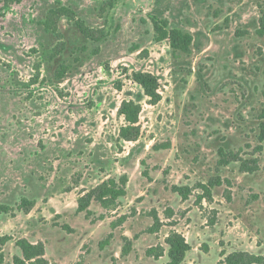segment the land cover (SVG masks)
<instances>
[{
	"label": "rangeland",
	"instance_id": "1",
	"mask_svg": "<svg viewBox=\"0 0 264 264\" xmlns=\"http://www.w3.org/2000/svg\"><path fill=\"white\" fill-rule=\"evenodd\" d=\"M61 7L103 39L51 15ZM261 13L264 0H0V238H11L2 264L21 257L20 239L41 244L48 264H166L171 232L191 248L182 264L264 256ZM151 16L190 33V54L156 43ZM133 72L156 77L158 104ZM124 100L141 106L135 141L119 138ZM244 162L257 170L241 171ZM215 179L221 186L199 199L198 186ZM109 180L125 195L77 213L78 200ZM173 186L190 188L188 198ZM159 247L158 260L146 255Z\"/></svg>",
	"mask_w": 264,
	"mask_h": 264
},
{
	"label": "trees",
	"instance_id": "2",
	"mask_svg": "<svg viewBox=\"0 0 264 264\" xmlns=\"http://www.w3.org/2000/svg\"><path fill=\"white\" fill-rule=\"evenodd\" d=\"M51 15L54 17L67 16L75 22V25L82 36L88 39L91 42L98 43L103 39L102 32H97L87 28L81 21L75 20L73 18V12L66 8H59L51 11ZM151 25L154 35V41L156 43H161L164 41L168 42V45L173 53H182L190 54L191 45L193 42V37L190 33L181 31L179 29L170 28L169 22L166 19H160L155 16H151ZM226 25L228 19L225 20ZM47 27V25H46ZM239 32H237L238 34ZM256 35L260 38L264 37V13H261V16L258 21V28L255 31ZM98 52V48L95 50V53ZM67 71V67L61 66L60 70L57 71L56 77L58 79L62 78ZM131 79L136 83L143 91L145 97L148 98L150 105H156L160 102L161 96L158 93L159 84L155 76L149 73L143 72H133ZM264 96V90L262 92ZM141 112V106L134 101L124 100L121 102L118 113L123 117L125 126L121 127L119 130L120 140L129 142L135 141L139 134V128L137 124L139 122V115ZM264 140V124L261 126V132L259 136V141ZM258 151H261V146H258ZM256 162L253 164L255 165ZM240 170L243 172L253 173L257 170V167H249L246 162L242 163ZM122 184L125 185V179L122 178ZM222 182L219 179H215L210 182L208 185H199V189L202 191V194L205 196L200 197H211V187L221 186ZM171 191L177 194L182 200H186L191 192V189L188 187H177L173 186ZM125 195V190L122 187L117 185L115 180H109L107 183H103L96 189L85 194L78 200L77 213H85L86 217L90 216L88 210L89 205L92 200L99 203L104 208H108L111 205H114L117 199ZM33 206V203L22 199L18 208L20 210L24 209L28 212ZM0 211H7V208L0 206ZM153 226L151 228L152 233H156L159 230L161 225L160 220L157 215L153 217ZM125 218L120 217L116 222L110 224L112 229H115L117 226H120L124 223ZM64 229L69 231V229L64 226ZM112 238V235L109 234L107 238L99 243V248L103 249ZM11 241L10 237H1L0 246L5 245L7 242ZM165 244L167 246L166 256L168 261L166 264H182L187 253L190 251V246L187 244L183 236L177 234L176 232H171L168 237L165 239ZM15 246L20 250L21 257H14L13 264H48L44 260V248L40 245H33L25 239H20L15 241ZM130 248V247H129ZM123 252V255H127L130 252V249ZM206 249V248H205ZM164 254L162 248H149L146 251L148 257H152L154 260H158ZM225 254H222V256ZM2 257H0V264H2ZM112 264H116L112 260ZM224 264H264V256H254L248 255L245 253L234 252L225 256Z\"/></svg>",
	"mask_w": 264,
	"mask_h": 264
}]
</instances>
